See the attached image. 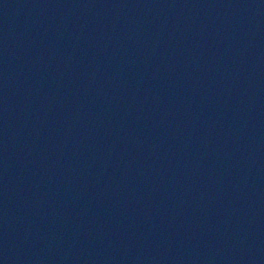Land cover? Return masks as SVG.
<instances>
[{
    "label": "water",
    "instance_id": "1",
    "mask_svg": "<svg viewBox=\"0 0 264 264\" xmlns=\"http://www.w3.org/2000/svg\"><path fill=\"white\" fill-rule=\"evenodd\" d=\"M0 264H264V0H0Z\"/></svg>",
    "mask_w": 264,
    "mask_h": 264
}]
</instances>
